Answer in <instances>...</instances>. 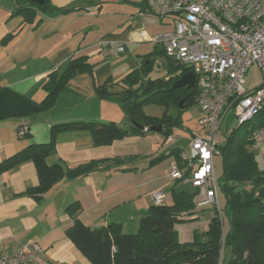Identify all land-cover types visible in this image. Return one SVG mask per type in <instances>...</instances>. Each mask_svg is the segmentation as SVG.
Instances as JSON below:
<instances>
[{
	"label": "crops",
	"instance_id": "1",
	"mask_svg": "<svg viewBox=\"0 0 264 264\" xmlns=\"http://www.w3.org/2000/svg\"><path fill=\"white\" fill-rule=\"evenodd\" d=\"M51 4L74 9L43 17L38 24L42 15L37 14L32 23H24L20 15H11L14 0H0V85L41 102L47 76L70 58L85 56L91 74L72 77L47 110L0 120V163L29 143L48 142L55 124L114 121L127 125L128 117L113 98L96 96L94 83L111 80L115 84L111 91H119L117 84L142 64L143 57L155 55L159 45L152 38L169 30L168 22L153 16L142 0H51ZM102 42L111 44L102 47ZM115 43L124 44L125 51L115 53ZM19 127L31 135L18 136ZM172 136L170 144L157 132H145L95 145L88 130L62 131L53 154L46 157L48 165L60 164L65 172L91 160L120 161H108L83 176H63L34 195L29 190L40 183L31 160L0 172V253L13 254L23 244L37 242V259L26 264H93L68 236V228L76 219L91 228L118 223L122 233H134L153 205L154 191L161 190L162 204L171 205V188L178 184L168 178L176 163L170 151L182 148ZM255 149L258 166L264 168V141ZM72 204L77 206L69 213ZM204 210L174 225L180 243L203 239L212 217L203 220Z\"/></svg>",
	"mask_w": 264,
	"mask_h": 264
},
{
	"label": "trees",
	"instance_id": "2",
	"mask_svg": "<svg viewBox=\"0 0 264 264\" xmlns=\"http://www.w3.org/2000/svg\"><path fill=\"white\" fill-rule=\"evenodd\" d=\"M14 2L16 7L11 15H20L24 23H32L37 14L42 17L36 24L43 17L65 14L74 9L54 7L51 0H43L41 4L30 0ZM154 54L143 57L142 64L117 84L120 85L117 92L111 91L115 85L111 80L103 84L94 83L96 96L102 100L113 98L128 117L127 125L114 121H73L52 125L48 142L29 143L1 162L0 172L22 161L31 160L37 168L40 183L37 189L29 190L34 195L49 189L63 176H83L101 168L108 161H120L117 158L91 160L75 168H67L65 172L60 164L48 165L46 157L53 154L56 136L62 131L88 130L95 145H109L126 136L154 132L150 129L154 125L162 126L159 134L164 139L173 135L174 127L180 125V116L171 117L168 110L175 107L180 113L196 105L198 88L196 83L192 87L173 88L172 84L188 69L174 63L162 47L156 49ZM157 57H165V74L151 78L150 73ZM84 72L91 74L86 57L70 58L64 66L47 76L43 85L46 96L41 102H35L26 95L0 85V120L28 117L47 110L54 105L67 82L76 74ZM149 104L163 107L161 116L145 114L143 106ZM135 123L145 129H140ZM248 124H251L249 130H243L245 125L236 128L218 146L222 173L217 180L219 193L225 199L224 212L229 224L227 230L223 227L221 206L220 211L212 208L213 215L208 221L203 239L180 243L174 225L180 221L182 214L194 215L204 209L196 210L193 202L196 191L176 181L178 186L171 188L172 204L150 206L134 233H122L118 223L91 228L75 219L67 230L68 236L93 264H264V168L258 166L252 138L254 128L264 124V111ZM30 135L25 129L20 137L28 138ZM170 152L176 164L183 167L181 148H172ZM76 206L70 205L69 213Z\"/></svg>",
	"mask_w": 264,
	"mask_h": 264
},
{
	"label": "built area",
	"instance_id": "3",
	"mask_svg": "<svg viewBox=\"0 0 264 264\" xmlns=\"http://www.w3.org/2000/svg\"><path fill=\"white\" fill-rule=\"evenodd\" d=\"M149 12L171 24V29L155 35L160 45L178 66L194 74L198 88L196 107L202 136H192L188 151L181 148L184 166H171L168 178L194 189L196 208L219 209V187L213 159L217 139L225 121H235L221 138L250 123L264 111V0H142ZM110 45L102 42V47ZM125 51L115 43L114 52ZM261 71V81L245 87V73L251 65ZM176 74H179L176 73ZM25 129L17 128L22 136ZM253 146L264 141V124L252 131ZM165 144L173 141L169 135ZM187 172V174H185ZM154 205L163 203V193H152ZM187 217L182 214L181 218ZM189 217V216H188ZM37 242L23 244L13 254L0 253V264H26L37 259Z\"/></svg>",
	"mask_w": 264,
	"mask_h": 264
},
{
	"label": "rangeland",
	"instance_id": "4",
	"mask_svg": "<svg viewBox=\"0 0 264 264\" xmlns=\"http://www.w3.org/2000/svg\"><path fill=\"white\" fill-rule=\"evenodd\" d=\"M167 25L169 27L168 29L170 30L171 24L168 23ZM160 47L161 46L159 45L158 48ZM165 66H166L165 57H159V58L157 57L153 64L150 77L151 78L162 77L165 74ZM261 78H262V74L258 66L255 64L251 65L247 69L245 76H244L245 87H253L257 85L261 81ZM163 110H164L163 107L155 105V104H149V105L143 106L144 113L150 116L159 117L163 113ZM168 115H170L171 117H178V115L180 116V125L174 127L173 135L177 137L179 146L182 147L185 151H188V142H189L191 135L192 134L196 136L203 135V130L201 126H199L198 124V110L196 108V105H191L183 109L180 113L175 107H171L168 110ZM225 126H227L228 128L234 127L235 121L233 120L232 122H229V123L225 121L223 125L221 126V129L218 134V139H217V143H218L216 147L217 151H218V146L221 144V138L223 136V133L226 132ZM250 127H251V124H245V126L243 127V130L245 129L249 130ZM164 143H165V140H164ZM213 165H214V171H215L216 177H220L222 173V158L220 154H215L214 159H213ZM219 203L222 208L223 227H224V230H227L229 224H228L227 216L224 212L225 199H224V195L221 192L219 193ZM212 208L213 207H209V206L203 207V209H205L202 212V216H201L203 220L209 219L213 215ZM228 254L229 252L227 251L226 255Z\"/></svg>",
	"mask_w": 264,
	"mask_h": 264
},
{
	"label": "water",
	"instance_id": "5",
	"mask_svg": "<svg viewBox=\"0 0 264 264\" xmlns=\"http://www.w3.org/2000/svg\"><path fill=\"white\" fill-rule=\"evenodd\" d=\"M33 3L36 4H41L43 2V0H30ZM194 85V74L192 72H186L183 75L180 76V78H178L173 84L172 87L173 88H179V87H183V86H187V87H192ZM135 125L137 127H139L140 129H145L143 126L135 123ZM151 131L160 133L162 130V126L158 125V126H151L150 127Z\"/></svg>",
	"mask_w": 264,
	"mask_h": 264
}]
</instances>
